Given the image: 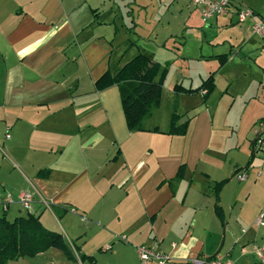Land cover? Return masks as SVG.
Masks as SVG:
<instances>
[{"label": "crops", "instance_id": "1", "mask_svg": "<svg viewBox=\"0 0 264 264\" xmlns=\"http://www.w3.org/2000/svg\"><path fill=\"white\" fill-rule=\"evenodd\" d=\"M251 3L261 7L255 0L233 5ZM232 13L212 19L209 29L234 28ZM116 15L113 0H0V196L12 197L0 213L9 220L38 216L47 229L75 239L84 260L140 264L136 246L156 243L170 255L168 264L216 254L256 262L264 252V150L252 154V145L264 112L234 140L228 114L237 75L225 73L241 55L236 41H252L249 25L247 38L235 34L227 49L200 48L196 59L218 65L196 78L180 66V48L171 51L180 45L172 33L145 47L127 39L130 49L117 37ZM139 52L166 76L158 108L143 130L130 131L117 85L94 84ZM214 71L209 93L173 90L197 88ZM172 114L176 125L188 123L184 133L167 132ZM22 192L32 194L28 208L19 203Z\"/></svg>", "mask_w": 264, "mask_h": 264}, {"label": "rangeland", "instance_id": "2", "mask_svg": "<svg viewBox=\"0 0 264 264\" xmlns=\"http://www.w3.org/2000/svg\"><path fill=\"white\" fill-rule=\"evenodd\" d=\"M188 1L113 0L114 8L117 9V21H115L119 28L117 37L120 42L122 41L126 47L131 49L133 46L127 43V39H132L133 42L145 47L144 45L150 46L152 43H156V40L167 39L169 34L172 33V38L180 40V45L177 44L171 51L174 52L177 50L176 48H180V66H187L191 72L190 75L196 77L198 73L202 74V72L215 69V66L218 65L217 60L208 64L196 59L194 56L199 52L200 48L214 52V50H222L223 48H220L222 45L226 49L231 47V44L228 43L230 42L229 38L232 40L235 34L247 38L246 27L248 23L236 22L233 24L235 27L231 29L226 30L225 27L227 26H221L219 30H211L212 28L209 29V22L214 18L203 22L198 15L197 8ZM255 1L261 7L257 9V6L252 3L250 6L259 17L264 18V0ZM236 37L240 38L239 36ZM242 40V38L238 39L235 46L240 50V54L244 56L234 54L233 62L225 69L226 74L237 75L233 77L231 83L235 101L228 114L234 126L229 130V133L233 134V139L237 141L244 139L259 109H263L264 112V42L256 37H252V41ZM212 64H214V67ZM173 71L174 68L172 67L171 73ZM224 85L225 82L220 78L217 86L223 88ZM260 121H257L256 127ZM51 208L55 211L54 207ZM55 213L59 215V213ZM68 240L79 251L75 239L69 238ZM50 251L33 257L24 256L10 260L8 264H49V262H52V264H94L95 262L96 264H110L102 262L101 256H96L93 261L82 259L72 262L58 249L54 248ZM98 252L108 253V251L104 252L103 249ZM79 254H81L80 251Z\"/></svg>", "mask_w": 264, "mask_h": 264}, {"label": "trees", "instance_id": "3", "mask_svg": "<svg viewBox=\"0 0 264 264\" xmlns=\"http://www.w3.org/2000/svg\"><path fill=\"white\" fill-rule=\"evenodd\" d=\"M219 60V65H221L222 58L220 57ZM214 74L215 71L211 72L197 88H183L180 85H174L173 90L176 93L180 91L191 93L202 89L209 93L214 88ZM165 76V68L149 56L139 52L114 73L106 70L94 85L97 90L117 85L127 128L130 131H137L143 130L144 120L158 108ZM177 118L176 114L171 115L168 133L186 131L188 123L176 125ZM254 153L256 152L252 149V154ZM249 164L250 160L246 163V167ZM184 168V164L179 166L174 179L179 180L182 177ZM224 182L217 183V191ZM214 209L221 219L219 206L214 205ZM49 248L60 250L71 260L85 258L62 233L44 227L38 216L27 213L9 220L5 213L0 215V264H8L10 260L24 256L33 257Z\"/></svg>", "mask_w": 264, "mask_h": 264}, {"label": "built area", "instance_id": "4", "mask_svg": "<svg viewBox=\"0 0 264 264\" xmlns=\"http://www.w3.org/2000/svg\"><path fill=\"white\" fill-rule=\"evenodd\" d=\"M192 6L199 10L200 18L203 22L211 20L219 16H225L228 14L234 15L235 22L245 23L249 25L250 33L252 36L261 39L264 42V18L259 17L256 12L243 5L234 6V0H189ZM6 138L9 134L6 133ZM252 149L254 152L264 150V119H262L257 125L256 136L253 141ZM238 180H243L245 175L243 173L236 174ZM32 201V194L30 192H22L19 195V203L28 208ZM12 202L10 194H4L0 196V206L2 209H6L8 204ZM262 215L257 219L259 221ZM119 240L125 241L124 235L118 236ZM109 248V247H108ZM136 254L140 264H147L149 262L155 264H168L170 261V255L163 251L156 243L144 244L136 246ZM190 264H238L227 255L216 254L211 257H193L189 260ZM251 264H264V252L258 253V260Z\"/></svg>", "mask_w": 264, "mask_h": 264}]
</instances>
